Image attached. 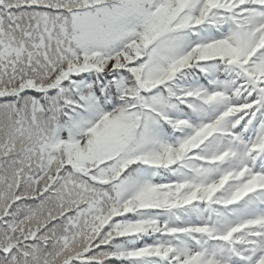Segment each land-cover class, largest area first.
<instances>
[{
	"label": "snow or ice",
	"instance_id": "snow-or-ice-1",
	"mask_svg": "<svg viewBox=\"0 0 264 264\" xmlns=\"http://www.w3.org/2000/svg\"><path fill=\"white\" fill-rule=\"evenodd\" d=\"M0 264H264V0H0Z\"/></svg>",
	"mask_w": 264,
	"mask_h": 264
}]
</instances>
